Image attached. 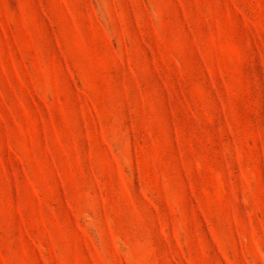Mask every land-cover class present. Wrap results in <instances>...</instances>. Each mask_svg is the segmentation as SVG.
Listing matches in <instances>:
<instances>
[{
  "label": "rangeland",
  "instance_id": "1",
  "mask_svg": "<svg viewBox=\"0 0 264 264\" xmlns=\"http://www.w3.org/2000/svg\"><path fill=\"white\" fill-rule=\"evenodd\" d=\"M0 264H264V0H0Z\"/></svg>",
  "mask_w": 264,
  "mask_h": 264
}]
</instances>
